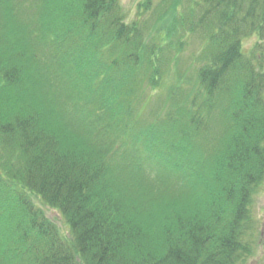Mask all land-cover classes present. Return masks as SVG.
<instances>
[{"label":"trees","instance_id":"trees-1","mask_svg":"<svg viewBox=\"0 0 264 264\" xmlns=\"http://www.w3.org/2000/svg\"><path fill=\"white\" fill-rule=\"evenodd\" d=\"M168 5L161 18L174 16L147 44V26L126 23L118 0H0V264L252 254L264 59L242 39L264 37V0ZM179 26L206 34L205 63L192 87L165 90L164 46ZM34 197L65 219L66 236Z\"/></svg>","mask_w":264,"mask_h":264},{"label":"rangeland","instance_id":"rangeland-1","mask_svg":"<svg viewBox=\"0 0 264 264\" xmlns=\"http://www.w3.org/2000/svg\"><path fill=\"white\" fill-rule=\"evenodd\" d=\"M65 1L72 2L73 0H60L61 3ZM150 1L151 3H149L148 0H118L120 8L125 16L126 23L137 22L140 23L141 26H143V24L147 26L146 34L144 33L143 35L144 42L147 44L154 42L155 29H158L159 26H162V28L164 27V22L166 23L164 18L174 16L171 12H168L163 18L160 16V12L168 4H171L172 0ZM37 4V2L32 3V5ZM54 5L55 3L52 1L48 4L49 7ZM38 11L39 10H35L37 14ZM59 12L60 10L56 11V8H53V12L46 13L57 14ZM155 20H158V24L153 23ZM47 21H50V19ZM13 24L18 30L20 29L19 21L14 20ZM169 34H171V37H169L171 40L168 39L164 46L163 62L160 69L162 71V80L159 84H162L165 90L169 85H175L176 82L184 87H192L195 82L198 67L205 63V61L203 63L198 62V54L202 49V45L205 43L206 34L201 32L190 33L180 26L176 29L171 28ZM242 49L247 56L252 57L254 55L256 57L258 61L255 60V64L261 62L264 59V37L260 39L257 35H251L242 39ZM34 202L43 210L45 216L54 222L59 232L66 236L68 234V226L59 212L42 203L38 198L34 197ZM251 216L255 221V231L252 236L253 250L244 264H264V180L257 187L252 197Z\"/></svg>","mask_w":264,"mask_h":264}]
</instances>
